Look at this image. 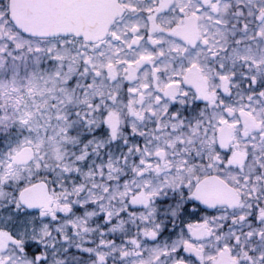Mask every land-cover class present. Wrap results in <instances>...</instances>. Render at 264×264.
<instances>
[{"label":"snow or ice","instance_id":"snow-or-ice-1","mask_svg":"<svg viewBox=\"0 0 264 264\" xmlns=\"http://www.w3.org/2000/svg\"><path fill=\"white\" fill-rule=\"evenodd\" d=\"M0 264H264V0H0Z\"/></svg>","mask_w":264,"mask_h":264}]
</instances>
